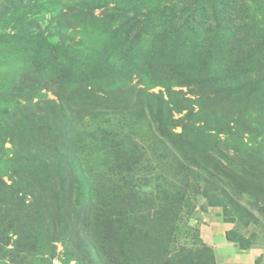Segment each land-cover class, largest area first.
Instances as JSON below:
<instances>
[{"label": "rangeland", "instance_id": "1", "mask_svg": "<svg viewBox=\"0 0 264 264\" xmlns=\"http://www.w3.org/2000/svg\"><path fill=\"white\" fill-rule=\"evenodd\" d=\"M17 1L0 0V117L17 111V103L26 105L32 114L38 102L57 99L61 87H98L96 78L100 75L111 82L116 78L113 64H122L132 84L141 87L142 82H148V91L158 95L154 100L164 101L162 113L155 120L147 114L146 120L134 119L132 124L131 137L138 144L139 157L148 160L145 167L152 176L150 206L156 204L155 211L151 210L156 214L145 229L148 232L137 241L143 253L138 259L150 264V255L149 263L146 256L151 250L146 249L145 255L144 247L151 244L156 219L161 218L165 222L162 229H169L164 246L174 248L170 256L176 264H251L235 263L232 257L237 251L264 245V37L259 31L264 28V0H190L189 22L184 21L189 19L186 14L169 21L161 16L165 4L183 5L181 0H46L42 13L26 16L22 13L26 10L11 7ZM157 2L162 8L151 13L152 27L144 30L139 23L135 31H129L128 17L158 7ZM116 28H120L117 37ZM39 32L44 39L38 38ZM118 35H122L123 47L113 48L119 42ZM102 45H107L102 57L110 65L101 62V54L96 53L89 63H83L85 71L93 69L95 77L83 80L82 74L81 80L76 79L67 50H76L80 56L86 51L83 57L88 59L92 55L89 49ZM217 120L223 122L220 129L216 128ZM160 121L170 132L181 133L185 126L192 131L184 147L187 159L178 150L174 155L165 150L169 144L157 131ZM122 124L126 127L128 122ZM12 134L6 135L3 143L0 134V156L2 148L10 150H3L5 155L14 150L12 140L18 138ZM190 147L197 157L209 156L210 173L198 168L207 165L204 161L194 159L197 167L193 166ZM101 154L96 151L97 156ZM179 159L200 173V177L191 175L194 188L179 176ZM2 165L0 181L11 184L20 179L11 175L18 167ZM96 167L103 172L99 165L93 169ZM35 178L42 182V177ZM1 190L0 264H7L2 260V231L12 225L9 221L15 220L17 209L23 212L21 221L32 213L25 212L18 201L11 211L12 218H8L5 209L9 212L10 206L2 204ZM184 197L191 205L188 211L181 207ZM26 203L30 208L33 199L26 196ZM35 211L42 215L40 209ZM133 212L131 209L130 218ZM57 214L63 215L60 211ZM44 222H50V218H44ZM210 226L221 231L215 244L207 233ZM9 232L5 233L11 238L8 247L12 248L18 234ZM203 247L210 253L205 255ZM34 262L92 264L89 260L76 263L69 259L62 240L55 242L51 255L44 260L37 257ZM252 264H264V257L258 256Z\"/></svg>", "mask_w": 264, "mask_h": 264}, {"label": "trees", "instance_id": "2", "mask_svg": "<svg viewBox=\"0 0 264 264\" xmlns=\"http://www.w3.org/2000/svg\"><path fill=\"white\" fill-rule=\"evenodd\" d=\"M45 1L18 0L11 7L26 10L22 12L25 16L27 13L36 15L45 9ZM181 1L183 5L179 3V9L175 4H165L162 8L160 2H157L159 6L152 10L134 12L133 16L128 17L129 31H135L134 26L137 27L139 23L144 30L152 27L149 24L153 20L151 13L156 9L159 12L161 8V16L167 21L185 14L189 19L184 21H191L192 15L187 12L190 11V0ZM140 16L143 17L141 21L138 19ZM119 31L120 28H116L115 35ZM259 31L264 37V28ZM219 34L223 36L222 32ZM38 35V38L44 39L40 32ZM118 40L113 48L123 47L122 35H118ZM106 49L107 45H102L99 49L92 46L89 49L92 55L88 59L83 57L87 54L86 51L80 56L76 50H67L70 54L68 59L71 73L77 74L78 80H81L82 74L83 80L94 78L93 69L86 72V65L83 66V63L87 60L89 63L93 55L99 53L101 62L104 61L109 66V61L102 57ZM113 66L116 78H112L111 82H108L109 78L100 75L96 78L98 87L91 84L61 87L60 92H56L57 99L38 102L32 114L26 105L17 103V111L0 117V134L4 136L2 143L10 133L18 138V141L12 140L14 150L11 154L5 155L3 150H10L2 148L0 164L18 167L11 175L20 178L18 181L13 180L11 184L3 179L0 181L2 204L10 206L9 212L5 209L8 218H12L11 211L16 209L18 201L19 205H23L24 211L26 209L32 213L21 221L19 218L23 212L17 209L15 220L9 221L13 226L8 224L5 226L7 230L2 231V260L5 263L33 264L37 257L44 260L45 256L51 255L55 242L62 240L68 258L76 263L89 260L92 264H146L141 258L138 259L139 253H143L137 241L148 232L145 229L150 218H154L156 214H151V210L155 211L156 204L150 206L154 193L152 176L146 171L145 164L148 160L143 161L139 157L138 144L131 137L134 132L132 124L135 123L134 119L146 120L148 116L155 120L156 115L162 113L164 101L161 99L159 103L154 100L158 95L148 91V82H142L141 87L132 84L128 70L122 64L116 62ZM184 83L189 82L184 80ZM144 98H147L146 104ZM122 122H128V125L125 127ZM217 123L219 126L216 128L220 129L223 122L217 120ZM157 131L169 144L165 150L171 153H177L178 150L187 159L184 147L189 144L192 132L187 130V126L181 133L170 132L168 126L160 121ZM175 138L177 142L174 141ZM97 150L102 152L101 156L96 155ZM189 151V158L195 163L193 166L197 167L194 159L204 161L207 165L198 168L207 171L211 164L207 159L209 156L197 157L191 147ZM179 162L182 167L179 176L187 180L189 187L194 188L196 184L191 175L200 177V173H196L190 164L188 166L180 159ZM94 165L102 167L103 172L99 167L93 169ZM222 167L226 168L224 165ZM35 175L42 177V182ZM26 196L33 199L32 206L28 209ZM187 201L188 197H184L181 207L188 211L191 205ZM35 208L40 209L42 215H36ZM131 209H134L132 218L129 216ZM141 209H144V213ZM59 211L63 213L62 216L57 214ZM47 217L50 222H44ZM155 223L152 242L144 247L145 255L146 249L151 250L146 261L148 262L147 257L150 255V264H157L158 261L161 264H176L173 262L174 257L170 256L174 248L170 246L166 249L164 246L169 237V229H162L164 219H156ZM8 230L14 235L18 234L13 240L12 248L8 247L11 243L9 234H6ZM52 230L54 235L51 234ZM141 231L144 232L139 234ZM202 249L205 255L210 253L208 248ZM166 254L169 255L167 259Z\"/></svg>", "mask_w": 264, "mask_h": 264}, {"label": "crops", "instance_id": "3", "mask_svg": "<svg viewBox=\"0 0 264 264\" xmlns=\"http://www.w3.org/2000/svg\"><path fill=\"white\" fill-rule=\"evenodd\" d=\"M210 231L207 232L209 239L212 244H215L218 240V236L221 235L219 228L213 229V226H210ZM258 256L264 257V245L258 249H251L248 251H237L236 254L232 257L235 263H254Z\"/></svg>", "mask_w": 264, "mask_h": 264}]
</instances>
